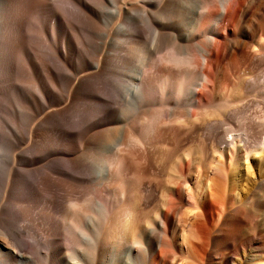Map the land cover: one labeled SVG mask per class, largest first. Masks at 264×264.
I'll return each instance as SVG.
<instances>
[{
    "label": "bare ground",
    "instance_id": "6f19581e",
    "mask_svg": "<svg viewBox=\"0 0 264 264\" xmlns=\"http://www.w3.org/2000/svg\"><path fill=\"white\" fill-rule=\"evenodd\" d=\"M113 113L128 117L108 129ZM27 126L37 153L70 158L51 160L56 175L43 171L34 184L12 154L0 222H11L2 206L14 177L17 211L28 209L19 222L41 228L36 243H48L53 264H211L219 252L214 263L226 264L261 238L264 0H0V153H12ZM182 128L209 150L176 162L145 218L149 150ZM259 152L253 186H238L239 162ZM57 190L69 196L61 219L28 197L49 196L54 210ZM20 237L0 233V264H13Z\"/></svg>",
    "mask_w": 264,
    "mask_h": 264
},
{
    "label": "rangeland",
    "instance_id": "374dc122",
    "mask_svg": "<svg viewBox=\"0 0 264 264\" xmlns=\"http://www.w3.org/2000/svg\"><path fill=\"white\" fill-rule=\"evenodd\" d=\"M123 21H124V19H121V23ZM121 23H120V25H122ZM114 30L116 32L118 31L116 28H114ZM109 38H111V40ZM109 38L108 39L104 38V42L106 43V46L109 44V42L111 43V41H112V37H109ZM108 40H110V41H108ZM96 42H98V40ZM106 48H108V47H106ZM88 72H90V70H88ZM107 93H108V95H107ZM109 94L112 95L113 93H111L110 90L107 89L106 93L104 92V96H106L105 98L107 100H109V99L110 100H114V98H113L114 95H112V98H111V96ZM120 108H121V106H120ZM254 109H255V107H251V108L247 109V111H254ZM106 117H107V119H106ZM127 117L128 116L122 115L121 113L120 114L119 113H117V114L113 113V114H110V116H105V118H103V119L107 120L108 125H106V126L108 127V129H111V128L112 129H114V128L116 129V128L122 126L125 123V121L127 120ZM106 126H105V128H106ZM27 129H28V126H27V128L25 129V132H24L25 133V135H24L25 140H24V138H23V141H22V139L17 140L16 141L17 142V146L14 149V151H12V153H11V151L8 152V153L6 151L3 152V153H0V158H1V161H0V168H1L0 169L1 170L0 171V176H1L0 177L1 178L0 179V186L2 185L0 187L1 191L4 190L5 184H6L7 180H8L7 179V171L12 166V161L10 160V157H11L12 154H19L21 156V157H19V160L16 159V163H14V166L19 167L18 170H20V171L21 170H24V171L27 170L28 171L27 172L28 177L30 178L32 176L31 179H29V180H30L31 183H34V184H37L36 181L39 179L38 177L42 174L43 171H48L49 173L53 171L50 174H55L54 172L57 171V170L55 171V167L56 166H54L52 163L50 164V162H52L51 160H53V159H62V158L64 159V157H67V156L61 154V152H59V151H55L54 153H50L48 155H46L47 153H45V154L43 153L41 155L39 153H37L36 150H37V146L38 145L36 143L32 142V141H29V135H28ZM43 130H41V131H43ZM2 131H3V129H2ZM43 134L46 135V136H49V133H48L47 130H45V132ZM184 135H186V137ZM199 136L200 135H196V134H194V135L186 134L185 133V129L182 128V129H179V139H177L176 141L174 140L173 142L172 141L162 142V144H158L157 148H151L152 151L149 150V155L147 157L148 159L146 161V164L154 172L153 176H152L154 178V180L152 181V184L155 186V191L152 193L153 195L150 194L148 196V198L146 199V201L144 203L145 204L144 205V210L142 211V216L143 217L149 218L150 216L154 215V213L156 212L155 208H156L157 202H158L157 201L158 192L167 183V181L169 180V177L171 176L170 174H172V173H170L171 170H172L171 168L176 165V162L178 160L179 161L182 160V159L183 160H189L191 158H194L195 156H199L202 149L206 150V151L209 150L208 147H206L207 144L203 145L202 137H199ZM113 140L114 139H112V141H111V143L109 145H112L114 143ZM174 142H175V144H174ZM29 144H32V145H29ZM160 145H161V147H160ZM34 153H35V155H34ZM8 154H10L9 157H8ZM254 154L251 155V158L248 159L247 161L243 160V161L239 162L238 169H236V173L238 174V178L240 177L239 181H238L239 184H237L238 186H242L244 188H249L252 183L254 184V181H255V178H256V173H257L256 166L259 163L263 164L262 161H261V157H260V155H262V153L259 152L258 154L257 153H254ZM263 155H264V153H263ZM69 158L70 157L68 156L67 159H69ZM23 159L25 160V164L23 163L24 162ZM26 159H27V161H26ZM20 160H21V162L19 164L18 162ZM22 160H23V162H22ZM9 161H11V162H9ZM1 162H3V163H1ZM21 163H23L24 166ZM48 163H49V165H47ZM51 165H53L54 168H51ZM20 166H22V167H20ZM249 166H250V168H249ZM39 167H41V168L43 167V169H41V168L39 169ZM36 168H38L40 170V172ZM2 169H4L5 171L2 170ZM30 170H33L34 173H33V171L31 173ZM232 171L230 170L231 176H233V172ZM2 172H4V173H2ZM248 174H250V175H248ZM75 175H76L77 178H81L82 176L83 177L85 176L84 179L87 178V175L86 174L83 175V173H81V175L80 174H75ZM247 175L250 176V177H247ZM85 180H87V179H85ZM87 182H88L87 185L90 184L89 186H94V184L91 182V180H88ZM16 183L17 182H16V179L14 177H12L10 179V182L8 181V184L10 186L12 184H14L13 186H15V185H17ZM253 184H252V186H253ZM10 186L8 188L7 196H9L11 198L13 197L14 200L6 196V198H5L6 201L3 202L4 206H2V208L10 209V210H7L5 215H8V217L11 219V222H7V223L0 222V233L14 234L16 236L17 235H21L20 241H19V250L20 249H22V250L21 251H19V250L16 251L17 252L16 253V257L14 258L12 263L13 264H34V262H36L35 264H41L40 262L44 261L43 264L44 263L45 264H53V262H52L53 261L52 253L51 254L50 253H47V254L45 253V252H48V248H49L48 243H45V244L36 243L37 234L38 233H39L38 235H40V233L43 234L42 233L43 231L41 230V228L38 227V226H33V225H30V226L26 225L25 226V225L22 224V221L19 222L22 219V216L28 212V209L26 210L24 208L26 211L25 210L21 211L22 214L17 211L18 208H17V206H15L16 203H18V204H20L22 206L23 205L22 204L23 201L21 202L22 199L18 198L17 196L16 197L18 199L15 197L16 194L14 192L16 190L14 189V187L11 186L12 187L11 188ZM10 188L12 190H10ZM10 193L11 194L13 193V195H11ZM32 194H34V195L30 194L31 196L29 195L28 197H30L33 200H36L39 197L36 200V203L38 202L37 205L39 207L38 206L37 207L39 209L43 208L46 205V208L48 209V213H50V214H51V212H53L54 214L56 213L55 214L56 216H54V217H56L57 219L58 218L61 219L62 213L65 211L66 205L68 204L67 198H69V196H67L64 191L57 190V191L54 192L55 195L53 194V196H54L53 202H54V204L56 203L54 210H52V209L50 210V207H49L48 203L46 202V198H48L49 196H45V195L44 196H40V194H42V193H40V194L32 193ZM33 196H35V197H33ZM260 196L261 197L264 196V193L260 192ZM62 197H63V199H62ZM8 200H11V201L9 202ZM58 201H60V202H58ZM5 203H6L7 206L5 205ZM13 203H14V205H13ZM43 203H44V205H43ZM45 203H47V204H45ZM58 203H60V204H58ZM13 206H15L16 208L13 207ZM60 206H62V207H60ZM63 207H65V208H63ZM12 208H13V210H11ZM38 208H34V209H36V211H38ZM11 213H13V216L14 215L15 216L12 217ZM53 213H52V215H54ZM0 214L3 215L2 212H0ZM32 217L36 218L35 216H32ZM257 218H258V227H259L258 231H259V235L261 237L260 240H258L257 243L253 246V247L257 246V249H255V248H253V247H251L249 245H244V244L240 245L238 248L235 249L233 254L231 256H229L228 260L226 261L227 262L226 264H256L257 260L259 258L254 257V255L258 254V253H260V255L263 256L262 259L264 260V205L262 206L261 211L257 212ZM214 226L217 227L218 224L215 223ZM36 227H37V229H36ZM32 228H34V229H32ZM42 229H44V228H42ZM45 229H49V228H45ZM211 229H212V236L214 237V241L215 242L218 239H222L224 242H226L225 237H222V235L218 232L220 228H211ZM223 229H225V228H221V231H223ZM187 235L189 236V233ZM215 242H213V246L215 245ZM209 244H211V243H209ZM180 245H181V239H180V233H179V248H180ZM208 248H209V246H208ZM211 251H215V248H211ZM68 253H69V251H61L59 256L60 257H62V256L66 257V255ZM43 254H46L48 258H46V255H43ZM44 257H45V259H44ZM219 257H220V252H219V254L215 255V259H211V264H215L214 263L215 260H218ZM33 259H34V261H33ZM50 260H51L52 263L50 262ZM82 261L84 262L83 258H82Z\"/></svg>",
    "mask_w": 264,
    "mask_h": 264
}]
</instances>
